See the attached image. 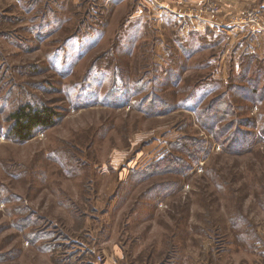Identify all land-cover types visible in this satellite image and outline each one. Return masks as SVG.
<instances>
[{"label": "rangeland", "instance_id": "374dc122", "mask_svg": "<svg viewBox=\"0 0 264 264\" xmlns=\"http://www.w3.org/2000/svg\"><path fill=\"white\" fill-rule=\"evenodd\" d=\"M0 264H264V0H0Z\"/></svg>", "mask_w": 264, "mask_h": 264}, {"label": "trees", "instance_id": "16d2710c", "mask_svg": "<svg viewBox=\"0 0 264 264\" xmlns=\"http://www.w3.org/2000/svg\"><path fill=\"white\" fill-rule=\"evenodd\" d=\"M25 109V110H24ZM31 110L27 108H19L12 112L9 116L11 122H13V132L16 136L20 137L22 140H26L29 138L30 135H26L25 133L32 130V125L40 120L34 119L33 113L31 114ZM36 124H43L49 126L50 124L45 123H36ZM27 132V133H28Z\"/></svg>", "mask_w": 264, "mask_h": 264}, {"label": "crops", "instance_id": "0c3cea01", "mask_svg": "<svg viewBox=\"0 0 264 264\" xmlns=\"http://www.w3.org/2000/svg\"><path fill=\"white\" fill-rule=\"evenodd\" d=\"M220 4H221V2H220ZM221 5H223V6H221V8H220V12L221 13H219L215 18L214 17H212L211 15H206L207 17H205V19H206V21L208 20V21H210V20H215L214 21V26L215 25H217L218 26V24H220V23H222V21H223V18L225 17V13H226V10H224L225 8H227L228 7V5H226L225 3H223V4H221ZM163 6V5H162ZM164 7V6H163ZM225 7V8H224ZM165 9H167L168 10V8H167V5H166V8ZM182 11V10H181ZM178 14V13H177ZM180 15H182V14H180ZM192 24H194V23H192ZM196 26V25H195ZM211 26H213V25H209V27H211ZM237 30L239 29L240 31H241V28H239V27H237L236 28Z\"/></svg>", "mask_w": 264, "mask_h": 264}]
</instances>
